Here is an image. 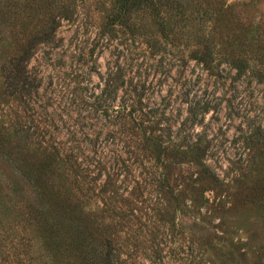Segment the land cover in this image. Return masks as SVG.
<instances>
[{
	"label": "rangeland",
	"instance_id": "374dc122",
	"mask_svg": "<svg viewBox=\"0 0 264 264\" xmlns=\"http://www.w3.org/2000/svg\"><path fill=\"white\" fill-rule=\"evenodd\" d=\"M116 1L0 0V127L119 264H264V0H150L109 27ZM50 20L26 64L38 88L7 97L1 66ZM15 171L0 156V264H53Z\"/></svg>",
	"mask_w": 264,
	"mask_h": 264
},
{
	"label": "trees",
	"instance_id": "16d2710c",
	"mask_svg": "<svg viewBox=\"0 0 264 264\" xmlns=\"http://www.w3.org/2000/svg\"><path fill=\"white\" fill-rule=\"evenodd\" d=\"M150 2V0H117L110 16L109 27H116L127 21L133 10ZM44 6L49 8V5L44 4ZM55 28V20H50L47 26H43L41 31L27 40L26 45H20L19 57L1 66L7 97L26 103L25 100L31 95V91L38 88L35 78H31L28 74L26 64L37 45L53 43ZM146 139L147 143L150 142L158 152L161 161H164L163 155L172 151L173 142H164L156 136ZM23 142L19 129L8 131L0 127V156H9L13 164L18 165V171L15 173L32 190L38 203L36 208L32 207L34 223L41 234L46 257L53 264H119V250L113 248L112 240L92 231L93 213L79 205L73 207L61 198L54 186L47 182L48 171L52 164L49 162L42 164L39 159L35 161L34 156L31 158ZM174 150L176 155H179L177 158L183 157L185 161L204 167L201 151H196L197 149L185 151L180 148ZM171 155L173 157V154ZM166 179H164V187H168Z\"/></svg>",
	"mask_w": 264,
	"mask_h": 264
}]
</instances>
